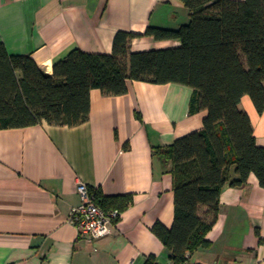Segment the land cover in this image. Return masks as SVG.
Wrapping results in <instances>:
<instances>
[{
    "label": "crops",
    "instance_id": "crops-1",
    "mask_svg": "<svg viewBox=\"0 0 264 264\" xmlns=\"http://www.w3.org/2000/svg\"><path fill=\"white\" fill-rule=\"evenodd\" d=\"M188 19L179 0H0V44L52 75L73 50L110 54L119 31L178 29ZM177 46L141 37L130 51ZM127 88L122 96L91 90L89 119L76 127L0 130V264H145L151 256L172 264L152 232L156 223L170 229L174 215L171 165L155 151L200 130L205 113H189L186 86L128 81ZM238 109L264 148V110L247 96ZM79 182L103 197H132L102 239L89 242L69 223ZM205 239L190 264H264V189L254 175L223 188Z\"/></svg>",
    "mask_w": 264,
    "mask_h": 264
},
{
    "label": "trees",
    "instance_id": "trees-1",
    "mask_svg": "<svg viewBox=\"0 0 264 264\" xmlns=\"http://www.w3.org/2000/svg\"><path fill=\"white\" fill-rule=\"evenodd\" d=\"M179 1L189 19L178 29L119 31L110 54L73 50L54 64L52 75L0 44V130L43 122L76 127L89 119L91 90L122 96L128 81L192 90L189 113H205L202 128L155 151L171 165L174 215L170 229L156 223L152 232L172 264L208 246L205 236L225 186L241 187L254 175L264 189V148L255 142L249 116L238 109L247 96L258 114L264 110V0ZM141 37L179 46L131 52L130 42ZM89 192L105 212H123L133 202L129 195ZM145 264L157 263L151 256Z\"/></svg>",
    "mask_w": 264,
    "mask_h": 264
},
{
    "label": "built area",
    "instance_id": "built-area-1",
    "mask_svg": "<svg viewBox=\"0 0 264 264\" xmlns=\"http://www.w3.org/2000/svg\"><path fill=\"white\" fill-rule=\"evenodd\" d=\"M77 193L81 202L71 209L69 223L79 232V236L87 241L102 239L109 234L111 225L120 218L121 212L112 210L105 212L94 201L87 186L81 182L77 184ZM180 264H190L184 261Z\"/></svg>",
    "mask_w": 264,
    "mask_h": 264
}]
</instances>
